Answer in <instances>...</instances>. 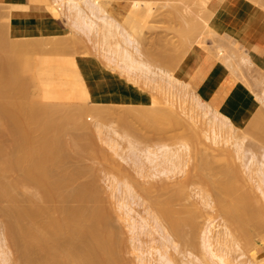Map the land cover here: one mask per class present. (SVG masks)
I'll use <instances>...</instances> for the list:
<instances>
[{"label": "bare ground", "instance_id": "1", "mask_svg": "<svg viewBox=\"0 0 264 264\" xmlns=\"http://www.w3.org/2000/svg\"><path fill=\"white\" fill-rule=\"evenodd\" d=\"M71 1L74 2L75 0H70L69 2ZM87 1H89V3H87ZM243 1L244 0H209V3H206L204 0L201 1L202 3L198 2L202 4L200 7L204 6L203 2H205V9H210L211 11V13H209V15L211 14V18L201 19V21L198 20V17L192 14V12H187V9L186 13H190V16L188 17L184 13L182 16L186 15L185 17L187 18H184L190 21H186L188 24L185 27H179L181 34L178 33L179 31L177 30V33L182 37L178 35L181 40L179 38L177 40L178 43L181 41L180 47L182 49L179 48L182 53L180 52V54L188 53L190 57H193V53L191 52L192 46L195 40L200 37V32L205 30L204 27L208 26L210 29L212 25L211 20L213 17L214 20H217L219 14L221 19L223 16L227 17V19L230 18L231 16L229 15L239 11L240 8L244 6L242 4L246 3L248 0H245V2ZM73 2L70 4H75V6L70 8H78V14H81L79 16L80 20L89 23L91 25V31L93 30L94 32L102 34L103 41L108 44L109 50L114 55V60L122 64V71L128 73V75L137 80L145 75L146 79H148H145V82L149 81L152 85L156 81H158L159 84L160 79L158 78L162 77L161 79L164 78L166 80V82L161 80L164 83V86L161 85L163 88L167 87V89H170V86L174 87L176 85L174 83H178V87L183 88L182 86L180 87L179 84L181 81L175 76L177 73H173L174 68L179 64L182 58L176 59L178 62L175 61V63L173 61L174 55L164 54V58L170 61L172 60L174 68L172 67L173 69H170L169 67L171 65L168 68L161 66L158 67L159 70L157 69V72L151 67L152 65L148 61L138 57L142 51L138 40L136 41L135 38H132V33L130 34L126 31L117 18L110 15L105 9L109 7V9L121 13L123 12L125 15L124 21L137 26L138 20L142 18L139 16L144 14L148 15L149 11L152 12L148 5L147 8L146 6H142L140 2L139 5L133 3L136 5L133 7L131 6L133 4L129 2L130 4L128 3L127 9L124 10L122 5H120L121 8H117L114 3L101 2V0H86L85 3L91 6V13H93L96 18L100 19V22L98 20L97 22L96 18L90 17L89 19L88 16L86 18L82 6L76 1ZM90 2L94 4L92 5ZM143 2L146 4L145 1ZM254 3L256 4L255 0ZM30 5L32 7L31 10L35 12L40 11L39 13L43 15H49L56 19L59 18V15L57 14V16L52 8V12H50L46 10V8L43 9L42 7H38L35 3H31ZM11 6V4L0 5L1 28L4 27V35H6V33L8 35L5 37H3V35L0 39L3 38L4 40L7 37L9 39V41L7 39V42L4 40V43L0 41V49L3 50L0 56V208L5 213L6 217H9L7 219L10 225L7 226H9L11 230V235L10 233L7 235L11 237V244L12 242L15 245L17 244L16 246L20 249V259L19 262L18 260L16 261L18 262L17 264H123L116 250L118 249L116 246H118L119 242L115 244L114 238L117 234L115 233L116 235L114 234L115 236H112L113 233L111 232L113 231H110L108 212L105 211L107 205L105 206V201L103 205H101L102 202L97 196L100 192L99 187L95 184L96 182L92 184H81L75 188H71L72 180L78 177L81 172L79 168L81 165L79 167L74 166L73 169L70 167V169L67 168V162L69 156H71L70 145L74 146L76 152L80 154L90 153V151L93 152L94 150H92L94 142L90 141L92 139L87 138L88 133L85 132L84 129V131L82 130L85 136L87 134L85 137L83 136L84 134L82 135L80 133L81 131L79 132L78 130L87 127L88 124L86 122L88 119L85 120V116L88 115V112H90L91 115L93 114L96 119L117 120V122L121 124L123 130L127 132V135H132V133L136 134L137 132L138 134L136 135H140V131H137L139 126L136 127L138 124H135V122L143 125L140 126L141 129L143 127V131H151L150 128H153V130L154 128L166 129L169 131L168 134L170 137V132L173 130L171 128H183L182 130L186 140L182 141V138H180L181 142L179 141L180 143H177L179 145L174 147L170 146L166 141L165 143H161L158 148H147L149 154L146 158L149 157L152 161L154 173L156 171L159 175L164 174L165 176H163L166 177L170 175L174 176L184 171L190 158L196 155V157L194 156V167L196 170L193 168L191 169V167H193L192 165L190 169L193 173L189 170L186 179L184 178L185 180L177 182H175V180L172 184L171 182L169 183L166 178L165 180L167 182L164 178L160 177L161 181L160 179L158 180L159 182L157 180H152L147 184V187L146 185L144 186V184L140 185L145 195H147L146 197L151 199L152 204L156 208V212H151L150 214L155 224L159 225L157 228H161L163 231L162 238H164L166 242L164 243L165 246L162 244L164 246L163 249H160V247L159 249L156 248V254L158 253V256L164 259L167 264H177L175 263V259L168 256L167 248L171 247L173 243L171 249H177L178 244L175 243L174 237H171L170 231L166 229L163 219L168 220L169 226L174 234L179 235V238L183 241H188L185 243H192L194 241H192V236L189 238L187 234H185L186 231L183 226L187 224L189 227L190 224L193 231L197 227L196 225L199 224L197 223L198 221H196L199 218V212L195 211V208H193L195 206H192L191 203H189L190 205L188 202L187 204L183 201L181 203L179 198L184 200L188 192L186 185L194 180L196 181V178L205 182L208 175H219L217 182H214L216 183L215 188L217 192H219L217 199L214 200L210 198L211 194H200L203 195H201V198L204 199L208 207L211 206L216 210L218 209V211L221 212L220 214L225 216V224L226 228H228L227 234L232 236V242L234 244H238V239L241 238L244 239V242H249L253 238L255 231L264 226V203L260 204L261 201L258 202L259 199L257 197L258 200L255 202V193L252 194V190H254L252 189V187L254 188L252 182L254 181L258 183L257 187H259L264 194V160L260 161L256 155L252 154L250 158L247 159L250 161H246L247 155L245 152H247L248 149L244 145V138L236 137L237 139L233 141L231 144L232 147L230 148L220 144L221 142L226 143L230 138L235 137L236 127L239 126L230 115V111L227 112L226 110L218 108L219 106H216V109L221 110V113L218 111L221 115L219 117L216 113L217 115H214L213 118L210 117L212 133L209 134L204 126H197L191 123L186 117L182 116L176 108L177 102H175L173 98L171 99L167 93L169 98L164 96L165 93H162L163 95L161 94L162 97L164 96V99L166 98L165 101L167 100L166 106H162L157 103L158 101L153 102L152 100L148 105L122 104V102L126 100V97L132 100V97L136 96L139 101H141L140 97L147 99L144 91L146 88L136 91L137 86L125 87L122 83L121 85L113 84L111 87H108L107 80L104 81L102 79L105 77L108 78L114 73L111 71V73H113L111 74L110 70H108L105 65L103 66L102 64L104 63H101L102 61L98 58L93 57L87 60H85L86 58H82V63L89 64L95 69V71L84 69L82 72L81 69H79L75 52L72 53V51H69L72 54L69 53L68 55L65 53L70 46L66 41L59 40L62 36L15 37L24 34L22 31L19 32L17 30L24 26L13 25L12 16L14 12ZM178 10L179 9H177L173 15H179V18H182V16H180L182 11L178 14ZM198 11V13H200V10ZM193 12H195V10H193ZM198 13H196V15H199ZM151 14L149 13V15ZM173 15H171V18H174ZM141 21L142 20H140V22ZM140 22L138 24L142 26L143 24ZM219 22L223 23V21ZM141 26L137 27L141 29ZM47 27H53L58 32L65 34L64 31L61 30L60 25L56 22ZM169 27L171 26L169 25ZM1 28L0 31L2 32L4 29L1 30ZM116 36L121 39H118ZM114 39L115 41H113ZM176 43L177 42H175V45ZM129 46H132L133 49H130ZM184 56L182 55V57ZM167 69H169L170 72ZM172 70L174 75L171 73ZM186 74H188V72ZM155 75L160 76L154 77ZM151 76H153L154 79ZM150 77L154 81L151 82L150 80L152 79ZM155 78L158 80L156 79L155 81ZM108 79H110V77ZM115 80L116 82L121 81L120 77L118 79L119 81L117 79ZM149 82L147 83L148 85H150ZM158 84L155 87L157 90L158 88L161 89L158 87ZM153 86L150 85L151 88ZM164 89L167 90L166 88ZM157 94L151 95L158 97ZM90 96H92L91 100H89V98H91ZM155 97L153 98L152 96V99H156ZM164 99L162 100L164 101ZM195 99L198 103L202 102L200 96L196 95ZM107 100H111L116 104H106L105 101ZM208 110L209 109H207V111ZM258 110H256L257 112L255 111L256 114L254 113L253 117L259 115L258 113L261 111L258 112ZM87 117L90 118L91 116L88 115ZM261 118H263V116ZM259 121L262 122L261 124L264 122V120ZM248 122L249 124L246 127H241L244 131L249 132L252 128H257V126L261 128L262 126L260 122L259 126L257 123L258 121L256 122L253 118ZM85 124L87 125L85 126ZM144 127L146 129H144ZM169 129H171V131ZM263 129L264 128H262L261 132ZM71 130L74 131L73 135L71 134ZM254 130L256 131L257 129ZM69 131L72 137H68L70 140L66 139ZM174 131L176 130L174 129ZM223 131L225 136H223ZM75 132L78 134H75ZM250 132L249 134H253V132ZM142 133L141 137H143ZM145 134L147 135V133ZM159 135L160 134H158L157 137L164 140V137H160L163 136V134ZM164 136H166L165 133ZM167 136L165 140L170 138H167ZM260 137L264 139L263 135ZM137 138H140V136ZM153 138L155 139L156 137L154 136ZM207 138H209L214 145L209 144V146L206 147L205 141ZM207 148H210L214 153H207ZM190 153L192 155H190ZM193 153L195 154L193 155ZM74 154L76 155V153ZM233 154H235L239 162L233 159ZM219 156L223 157L229 164L226 166L213 167L212 163L214 158ZM108 159L109 158H107V160ZM256 164L257 166H255ZM84 166H81V168ZM138 166H140L139 163ZM116 168L117 167L114 169ZM118 168L117 170L121 169ZM150 171H152V169ZM158 174L154 176L152 172L153 177H156ZM149 176H151V174ZM256 176H258V178H256ZM231 178H236L239 181L241 180L243 183H246L247 186H245V184H243L244 186L240 185L239 187L242 188L241 190L228 182ZM151 183L152 185L150 186ZM203 184L205 183H202V185ZM206 184L205 186L207 187L209 183ZM201 188L203 189V187ZM155 190H158L160 193H155ZM205 191H207V189ZM210 192H213V189ZM186 196L188 198V195ZM97 197L99 200H97ZM201 198L200 200H202ZM177 201H179V203ZM97 202H101L99 203L100 206H105V208H101ZM128 211H130V209ZM202 213L201 210L200 214ZM188 230L187 233L190 232V230L189 232ZM194 232H192V234ZM192 234L188 235L190 236ZM263 238L264 236L258 244L263 243ZM118 239L121 241L119 235L116 241ZM181 239L179 240L182 241ZM202 245L204 247V253L206 252L205 254L203 253V256H206L204 259L202 258L203 261L201 260V264H211V262L217 264H242L241 262L236 263L230 258V245H228L227 240L224 239L221 233L214 232L211 223H208L206 229H204ZM154 250L152 254L149 251V254L153 255ZM248 250L253 253L251 259L258 258L264 263V253H259L256 246ZM138 259H140L141 264L148 263V259L145 257L140 256ZM190 259L191 258H189V260ZM145 260H147V262ZM192 260L194 261V258L191 259V261ZM198 261H200V259ZM247 264L255 263L249 260Z\"/></svg>", "mask_w": 264, "mask_h": 264}, {"label": "rangeland", "instance_id": "2", "mask_svg": "<svg viewBox=\"0 0 264 264\" xmlns=\"http://www.w3.org/2000/svg\"><path fill=\"white\" fill-rule=\"evenodd\" d=\"M69 1L70 0H34V2H33L38 7H42L43 9L46 8V10H48L50 12H52V10H51V8H52L54 13L56 15L57 14L59 15V16L57 15L59 17L57 19V21L60 22L61 27H62L61 30L63 29L65 34H62L61 32L54 30L53 32H47V31H45V32L44 31L43 32L42 31L28 32L29 34L15 36V37H17V38L46 37V36L47 37H49V36H62L63 37L64 35H67V36H64L63 38L62 37L59 38V40L66 41L67 44L70 46L69 49L65 51V53L67 55L69 53L72 54L73 52H75L76 58L78 61L79 69H81L82 72L84 69H87L90 71H95L93 66H91L89 64L82 63V61H83L82 58H84V59L86 58L85 60H87L88 58L94 57V58H98L99 60H101L102 61L101 63H104L102 65L103 66L105 65V67L108 70H110V73L112 71L115 74L114 75L113 73H111L113 75L109 76L110 78L114 79V81H116L115 79L118 80L120 77V80L122 82L119 80L118 81L121 82L125 87L137 86L136 91L140 90V89L144 90L146 88L144 91L146 93L147 99L140 97L141 101H139V99L136 96L132 97V100H131V98L128 99L126 97L125 98L126 100L124 102H122V104L148 105L152 100L153 102L158 101L157 103L161 104L162 106H166L167 100L165 101L166 98L164 99V96L166 97L168 94V96L171 99L173 98L175 100V102H177L176 108L179 110V112L182 114V116L186 117L191 123H193L197 126H204L205 129L209 132V134L212 133V130H211L212 124H211L210 117L213 118L214 115H217V114H218L217 116L220 117L221 110L216 109L215 105H213L211 102L206 101L198 93L196 86H195V83L193 81H191L192 78L197 73V72H195V70L192 71V77L190 76L191 79L189 78V80L187 78H184L180 74H178V71L180 70V68L182 66L188 65L187 59L191 58L188 53L187 54H185V53L180 54V52L182 53V51L180 50V48H181L180 47L181 46L180 40L182 37L178 34V33H180L179 30H180V28H183L181 26L185 27L188 24L187 22H189L190 20L185 19V18H187L185 16L187 15L189 17L190 16L189 14L191 12H192V14H195V16L198 17L197 19L200 21H201V19L211 18V14L209 15V13H211L210 9H207V10L205 9V7H206L205 4L209 3L208 2L209 0L208 1L205 0L206 3L203 2L204 3L203 5L205 7L204 6H202V7L204 9L202 7H200V5H202V4H199L201 1H204V0H201V1H198V0H185V1L184 0H178V1L177 0H101V2L103 1V2L114 3V4H116L117 8H121L120 5H122L124 10L127 9L129 2L131 4L137 3L138 5L141 2L142 6H146L147 8L149 6L151 8L150 10H152V12L149 11L150 14L152 13L151 15H149V13H148V15L144 14V15L139 16L140 18L142 17L141 19L139 18L140 20H142L141 22L143 24L142 26L140 24L141 29L138 28V27H140L138 24L140 22V20H138L139 22L137 23V26H138L137 27L135 25L129 24V23L124 21L125 15L123 12L121 13L119 11L109 9V7L105 8V9H106V12H108L110 15H113L117 18V20L121 23V26L126 31H128L130 34L132 33V38H135L136 41L138 40L140 49L142 50L139 55L137 54L138 57L140 59H144V60L148 61L152 65L151 67L154 70L157 71L158 67H161V66L164 68H168L171 65L169 67L170 69L173 67L172 60L170 61V60L164 58V54L174 55V60H173L174 62L177 61L176 59L182 58L181 61L179 60L180 61L179 64H177L175 68L173 67L174 72L172 70L171 73L172 72L174 74L177 73V75H175V76H177L178 79L181 81V82H179V84H180V87L182 86L183 88H179L178 87L179 85H177L178 83H174L176 85L174 87L170 86V89H167V87H164L167 90H165L162 87V86H164L163 82H166V80L164 78L161 79L162 77H159L160 75L154 76V77H159L158 79H160V81L158 84V81H156L157 78H155L156 82H154V83L156 85L153 83V85H154L153 86L152 84H150L149 81L145 82L146 80H148V79H146L145 75H143L142 77H140L137 80V79H134L132 76L128 75V73L122 71V66H121L122 64L117 63V61L114 60V58H113L114 55L109 50L108 44L103 41L104 39L102 38V34L99 32H94L93 30L91 31V25L89 23L85 22L84 20L83 21L80 20L79 16L81 14L80 15L78 14L79 13L77 11L78 8H76V7L70 8L72 6H75V4H70L73 1H71V2H69ZM75 1L78 2L82 6L83 11L86 14V18H87V16L89 19H90V17L94 18V19L96 18L95 15L93 13H91V11H92L91 6L89 4H87V3H89V1H87V3H85L86 0L85 1L84 0H79V1L75 0ZM143 1H145L146 4ZM147 1H148V3H147ZM240 1H242V0H240ZM248 1L246 2L247 4L246 3L242 4V5H244L243 10L240 13H237V16L234 17L232 19V21L227 23V26L220 28V27L211 25L210 29L208 26H205L204 27L205 30H202L200 32V37L195 40V42L192 46L193 48L191 49V52L193 53V56H194L200 50H202L204 55L212 57L217 62H221V63L226 64L230 68V70L238 76V78L241 81V85L245 89V91L251 95L253 100L256 101V104L258 106L257 108L259 109V110L258 109H256V110H258V112L261 111L260 113H258L259 118H258V116L253 117L254 113L256 114V112H257L255 110L256 112L254 111L249 117H247L244 120L245 121L244 125H239L238 127H236L235 137L230 138L228 140V142H226V143L221 142L220 144L224 145L225 147L230 148V147H232L231 144L233 143L234 140H236L237 138H244V145L248 149V151L245 152L247 155L246 161H250L247 159L250 158V156L252 154L256 155V157L260 161H263L264 160V139H262V137H260V136H262V135L264 136V134H263L264 129L262 131L263 133L261 132L262 128H264V125H263L264 122H263V124H261L262 122H260L259 120H261V121L264 120L263 119L264 118V68H261L260 66H258L256 63L253 62V60L251 59L250 54H249L250 50L253 47L248 46L249 42H242V39L245 38V36H247V35L249 37H253L254 33H252V31L254 30V27H257V28L261 27L262 28V25L259 24V22L261 20H264V0H255L256 4L254 3V0L249 1V2ZM91 2H90V4H92ZM243 2H245V0ZM135 4H133L131 6L134 7V6H136ZM193 6H194V8H193ZM201 8L204 11L205 10L206 11L204 12ZM177 9H179L178 14H180V12L182 11L180 16H182L183 13L186 15L182 16V18L181 17L179 18V15L174 16L173 13ZM196 9H197V12H196ZM186 10H187V12H190V13L189 14L186 13ZM193 10H195V12H193ZM198 10H200V13H198L199 12ZM201 10H202V12H201ZM196 13H198L200 16L196 15ZM202 13H206V14H202ZM171 15H173L174 18H171L172 17ZM205 15H207V16H205ZM222 19H221L220 14H219L218 19L214 20V17H213V19L211 20L212 21L211 23H215V21H216V23H218L219 21H223V23L225 24L227 22V17L223 16ZM97 20L99 21L100 19L96 18V21ZM213 20H214V22H213ZM219 23H222V22H219ZM169 25L171 27H169ZM1 27H2V25L0 24V28ZM133 27H136V28H133ZM167 27H169V28H167ZM2 29H4V27L1 28V30ZM1 33H0L1 34L0 37H2L5 34V29ZM67 33L68 34L70 33L72 36L70 34L68 36ZM178 35L181 38H179ZM5 36H8L7 33L3 37H5ZM117 38L121 39L119 37H117ZM170 38H172L173 40ZM178 38L180 39L179 43L177 41ZM7 39H8V37L4 39L5 42H7ZM4 40H3V38L0 39V41H3V43H4ZM8 41H9V39H8ZM113 41H115V39ZM175 42H177L176 45H175ZM129 47H130V49H133L132 46H129ZM69 51H72V53ZM76 52H78V53H76ZM2 53H3V50L0 49V56L2 55ZM182 55L183 56L185 55V56L182 57ZM87 56H89V57H87ZM164 59L166 62L164 61ZM163 61H164V63H163ZM167 70H169V69H167ZM169 72H170V70H169ZM151 77H153V76H151ZM154 77H153V79H154ZM147 78H148V76H147ZM153 79L152 80L149 79V80L152 82V81H154ZM161 80H163V82ZM148 82L151 86H153L152 88L150 87V85L147 84ZM108 83L111 84V79ZM157 84H158V87H160L161 89L158 88V90H157V88H155L157 86ZM166 84H168V83H166ZM162 93L163 94L167 93V94L166 95L164 94V96L162 97L161 96ZM151 94H154V95L157 94L158 97H155L154 95H151ZM196 95L200 96V99L202 102L198 103V101L195 99ZM152 96H153V98L155 97L156 99L157 98L158 99L157 100L152 99ZM91 99H92V97L89 98V100H91ZM134 99H138V100H134ZM162 99H164V101ZM144 100H146V101H144ZM205 102H206V104H205ZM105 103L106 104H116L115 102H113L111 100H107V101H105ZM207 104H209V105H207ZM207 109H209V110L207 111ZM88 115H90L92 118L91 117L88 118L87 117ZM88 115L87 116L84 115V116H85V120L88 119L86 123L89 126L87 124H85V126L87 125L86 128L83 127V128L78 129V130H79V132L81 131L80 133L82 135L84 134L83 136H85V133L82 132L83 129L85 130V132L88 133V136L86 134L87 138L92 139L90 141L94 142L93 148H92V150L94 149L93 150L94 153L92 151H90V153L80 154V153L76 152V149L74 148V146L70 145V155L71 156H69V160L67 162V164H68L67 168L73 169L74 166L79 167L80 165L81 166L85 165L83 168H81V166L79 167L81 169V172H80L78 177H76L72 180L73 183L71 182V188H75L81 184H92V183L96 182L95 184H97V186L99 187V192H100V194H98L97 196L100 198V200L102 202V203L101 202H99V203H101V205H103V202L105 201L106 203L104 202V204H105V206L106 205L107 206L105 208V206L101 207L98 202H97V204L101 208H103V209L105 208L106 209L105 211L108 212V219L110 221V231H113V232H111V233H113L112 236L114 237L117 234V236L114 239H115V244H116V242H119V244H118L119 247L116 246L118 248L116 250L119 254L118 257L121 258V260H120L121 263H123V264H141L140 259H138V257L141 256V257H145L146 259H148L149 264H167L164 259H162L161 257L158 256V253L156 254V252H157L156 248L159 249V247H160V249L161 248L163 249V247L165 246L164 243H166L165 239L162 238L163 237V231L161 230V228L160 229L157 228L159 225L155 224V222L153 221V217L150 214L151 212H156V208L152 204L151 199L146 197L147 195H145V192H144L143 188L141 189L140 185L144 184V186L146 185V187H147V184H149L150 181H152V180L158 181L160 179V181H161L160 177L164 178V180L166 178V180L169 183L171 182V184H172V183H174L175 180H176L175 182L180 181V180H185L188 171L190 170V172H191L192 168L194 170H196L194 167L195 166V157H196V155H194L195 153H193V155L195 157L192 156V158H190L188 165L185 167V170L175 174L174 176L170 175L172 177H170V176L164 177L165 176L164 174H163L164 176L161 174H160L161 175L160 176L158 173H156V171L154 173L152 161L150 160L149 157H148L149 159L146 158L149 154L147 151V148H151V149L158 148L161 143H165L166 141H167L166 143H168L170 146L174 147L176 145H179L177 143L181 142L180 138H182V141L186 140L184 138L185 135H184V132L182 130L183 128H180V127L179 128H171L173 130H172V132H170V135H171V137H170L168 134L169 131H167L166 129L163 130V129L154 128V130H153V128H150L151 131L144 130L145 131L144 132L143 127H142V129L140 128V126H143V125L142 124L140 125L138 122H135V124H138L136 127L139 126L137 131H140L139 132L140 135H136V134H138V132L136 134L132 133V135H133V137H132L131 134H128V135L126 134L127 132H125V130H123L121 124L119 122H117V120L113 119L114 120L113 121L112 119L111 120H100L99 118L96 119L93 114L92 115L90 114V112H88ZM251 116H252L253 120H255L256 122L258 121L257 122L258 125H259V122H260V125H262L261 128L258 126H257V128H254V129H257L256 131H258V132H256L253 128H252L253 130L252 129L250 130L251 132H253V134L256 133L255 134L256 137L250 131L249 132L251 134H249L248 131L243 130V128L249 124L248 121H250L252 119ZM262 116H263V118H261ZM255 118H257V119H255ZM241 127H243V128H241ZM144 129H146V128L144 127ZM147 129H149V128H147ZM171 129H169V130L171 131ZM174 129L176 131H174ZM258 129H260V130H258ZM165 130H166V132H165ZM77 132H75V134H78ZM142 132H144V133H142ZM68 133H69V134H67L68 136L66 137V135H65V137H66V139L70 140V138H72L71 134L73 135L74 131H72L71 134H70V131ZM141 133H142L143 137H141ZM145 133H147L148 136ZM155 133H157V134H155ZM164 133L166 134V136L168 134L167 138L168 137H170V138L165 140L166 136H164ZM158 134H160V135L163 134V136H160V135L159 136L162 138L164 137V140H161L159 137H157ZM138 136H140V138H137ZM154 136L156 137L155 139L153 138ZM223 136H225L224 131H223ZM68 137H70V138H68ZM161 141H164V142H161ZM205 142L207 145L206 147H208L209 144L214 145V143H212V141L209 138H207ZM207 149H208L206 151L207 153H214V152H212V150L210 148H207ZM74 153H76L77 156ZM190 155H192V154L190 153ZM107 156H109V157H107ZM77 158H79V159H77ZM107 158H109V159L112 158L114 163H113L112 159H110V160L108 159L110 161L109 162L107 160ZM233 159L236 160V162H239L238 158L235 157V154H233ZM138 163L140 166H142V165L143 166L142 167L138 166ZM140 163H142V164H140ZM196 163H197V158H196ZM113 164H117V165H113ZM227 164H229V163L223 157L219 156L217 158H214L212 166L213 167H220V166H226ZM192 165H193V167H191ZM255 166H257V164ZM115 167H117V168L119 167L118 169H120V168L121 169L120 170H117V168L114 169ZM149 167L152 169V171H150L151 169ZM190 167H191V169H190ZM152 172H153L154 176L156 174H158V175L156 177H153ZM191 173H193V172H191ZM150 174H151V176H149ZM208 176H210L211 178ZM208 176H207L205 182L196 178V181L194 180L195 182L192 181V182H190V184L188 183L186 185V189L188 188V192L186 194V195H188V198L186 195H185V197L183 195L185 201L183 199L181 200V198H179L181 203H182V201L185 202L186 204H187V202H188V204L191 203L192 206H195V207H193V208H195V211L199 212V214H198L199 218L196 217V218H198L196 221H198L197 223H199V224L196 223L197 224L196 225L197 227L195 228L196 230L194 229L192 231V228H191L192 226H190V224H189V227L187 224H186L187 226L186 225L183 226V227H185L184 230L186 231V232L185 231H183V232H185V234H187V236L189 238H191V236L193 237L192 238V241L194 240L192 242L193 244L190 241H189L190 243H185L188 241H183L181 238H179L180 237L179 235L174 234L172 232L170 226H169L168 220L163 219V223L166 226V229L168 231H170V233L172 235L171 237L172 238L174 237L173 239L175 240V243L178 244L177 249L179 248L178 251H177V249H173V248L171 249L173 243H172V245L170 243L171 247L167 248L168 249V256L171 257L172 259H175V263H177V264H191V263L192 264H198V263L201 264V262L203 261V259L206 256V255L203 256L206 252L204 253V247L202 245V236H203L204 229H206V227H207V224L211 223V225L213 226L214 232L221 233L224 236V239L227 240L228 245H230L231 249L229 250L230 251L229 256L233 261H235L236 263L241 262L242 264H247L249 262V260H251L255 264H264L258 258L257 259H251V257H253V253H252V251L248 250L249 248L256 246L257 251L259 253H264V241H263L264 238L262 240L263 243L258 244L260 242L261 238L264 236V226L261 229L255 231L253 238L251 239L252 241L250 240L249 242H244V239L241 238V239H238V244H234L232 242V236L227 234L228 228H226L225 219H224L225 216L223 214H220L221 212L218 211V209L216 210L215 208H213L211 206L208 207L205 204L204 199L201 198L203 195L200 193H203L205 195L211 194L210 198H213L214 200H216L217 197L219 196L218 195L219 192H217V190L215 188L216 183H214V182H217L219 175L218 176L217 175H212V176L208 175ZM256 178H258V176H256ZM228 182L232 183L233 185H235L238 188H240L239 186L243 185V184H245V186H247L246 183H243L241 180L239 181L236 178H231ZM249 182H250V180H249ZM152 183L150 184V186L152 185ZM202 183H205V184L209 183V184L208 185L206 184L207 185V187H206L205 184L202 185ZM257 184L258 183L255 181L252 182V186H254V188L252 187V189H254V190H252V194L255 193L254 194L255 202L259 199L258 202L261 201L260 202V204H261V203H264V194L262 193L260 188L257 187ZM201 187H203V189ZM204 187H205V190L207 189V191L204 190ZM186 189H185V191H186ZM212 189H213V192H210V191H212ZM240 189L242 190V188H240ZM253 191H255V192H253ZM154 192L157 193L159 191L155 190ZM256 193H257V196H256ZM99 198L97 200H99ZM185 198H187V199H185ZM200 198L202 200H200ZM177 202L179 203V201H177ZM127 204H129V205H127ZM124 205H126V206H124ZM205 205H206V207H205ZM127 206L131 207V208H128ZM129 209H130V211H128ZM199 209H200V211H199ZM201 210L203 212L202 214H200ZM257 215H259V214H257ZM7 218H9V217L8 216L6 217L5 213L0 208V264H17L19 262V259H20V256H19L20 255V253H19L20 249H18L19 247L16 246L17 244L15 245V244H13V242L11 244V241H12L11 237L9 235H7L8 233H10V235H11V230H10L9 226H7V225H10L9 224L10 222H8ZM5 222H6V224H5ZM153 226H155V227H153ZM158 229H159V231H158ZM188 229L190 230L191 233L189 232ZM187 230L189 233H187ZM192 232H194L193 233L194 236H193ZM160 234H161V236H160ZM188 234H192V235L189 236ZM118 235H119L121 241H119V239L116 241V238L118 237ZM179 239H181L182 241H180ZM152 249L156 250V251L154 250L153 255H151L153 253ZM149 251L151 254H149ZM162 251H164V250H162ZM189 258H191V259L194 258V261L193 260L191 261V259L189 260ZM197 258H199L200 261H198L199 259H197ZM17 260H18V262H16ZM145 261L147 262V260H145ZM187 261H188V263H187ZM213 263L214 262H211V264H213ZM214 264H217V263H214Z\"/></svg>", "mask_w": 264, "mask_h": 264}, {"label": "crops", "instance_id": "3", "mask_svg": "<svg viewBox=\"0 0 264 264\" xmlns=\"http://www.w3.org/2000/svg\"><path fill=\"white\" fill-rule=\"evenodd\" d=\"M33 2V0H0V5H12L11 7L14 12L12 16V23L14 26H24L18 28L17 30L19 32L22 31L25 35L29 34L28 32H53L55 29L53 27L47 26L54 22L58 23L61 27L60 22L57 21L56 18H53L49 15H43L39 13L40 11L35 12L34 10H31L32 7L30 4ZM242 10L243 7H241L240 10L235 13H231L229 15L231 17L227 19L225 24L212 23V25L220 28L225 27L227 26V23L232 21V19L237 16V13H240ZM263 21L264 20H261L259 22V24L262 25V28L254 27V30L252 31V33H254L253 37H249L247 35L242 39V42H249L248 46L253 47L249 52L250 57L253 62L261 68H264ZM187 60L188 65L182 66V69L180 68L178 74L189 80V78L191 79L192 77V71L195 70L197 73L191 81L195 83L198 93L206 101L211 102L217 107L219 106L218 108L226 110L227 112L230 111V114L236 124H244V120L249 117L258 106L256 101L252 99L251 95L247 93L242 87L238 76L233 73L226 64L217 62L212 57L204 55L202 50ZM187 72L188 74H186ZM108 78H101L104 81L107 80V84L109 85L108 87H111L113 84L121 85V82H116L112 78H110L111 84H109L108 82L110 79Z\"/></svg>", "mask_w": 264, "mask_h": 264}]
</instances>
